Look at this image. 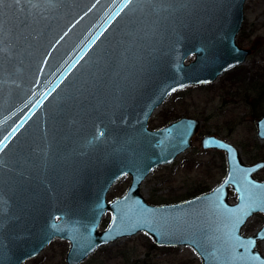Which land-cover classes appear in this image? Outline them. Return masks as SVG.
Returning <instances> with one entry per match:
<instances>
[{
  "label": "water",
  "instance_id": "1",
  "mask_svg": "<svg viewBox=\"0 0 264 264\" xmlns=\"http://www.w3.org/2000/svg\"><path fill=\"white\" fill-rule=\"evenodd\" d=\"M244 2L0 0V264H22L54 238L70 243L66 263L80 264L138 232L190 247L201 264H264V223L242 232L264 214V181L255 177L263 160L245 163L233 144L206 134L200 146L226 157L218 184L164 205L141 193L199 128L188 116L149 128L153 111L250 54L236 42ZM255 125L263 140L264 115ZM127 174L125 192L108 201Z\"/></svg>",
  "mask_w": 264,
  "mask_h": 264
},
{
  "label": "rangeland",
  "instance_id": "2",
  "mask_svg": "<svg viewBox=\"0 0 264 264\" xmlns=\"http://www.w3.org/2000/svg\"><path fill=\"white\" fill-rule=\"evenodd\" d=\"M236 42L250 49L242 64L225 71L214 82L175 91L153 111L149 128L162 127L182 116L196 118L199 128L189 149L170 164L156 167L143 180L141 193L149 204L189 199L223 179L227 170L225 154L217 149H203L199 143L203 135L226 139L238 148L245 163L264 161V139L258 138L255 125V119L264 115V0H245ZM255 176L264 180V168ZM130 179L128 174L118 179L110 188L107 200L121 196ZM230 200L235 201V194H231ZM110 219L111 213H105L98 228H106ZM263 223L264 214L256 213L242 232L252 234ZM69 247V241L54 238L38 255L22 264H67ZM257 247L264 253V241ZM80 264H201V261L190 247L159 246L150 236L138 232L99 247Z\"/></svg>",
  "mask_w": 264,
  "mask_h": 264
},
{
  "label": "snow or ice",
  "instance_id": "3",
  "mask_svg": "<svg viewBox=\"0 0 264 264\" xmlns=\"http://www.w3.org/2000/svg\"><path fill=\"white\" fill-rule=\"evenodd\" d=\"M17 3H19V0H16ZM132 0H125V6H127L128 3H131ZM0 151H2V148H0Z\"/></svg>",
  "mask_w": 264,
  "mask_h": 264
},
{
  "label": "trees",
  "instance_id": "4",
  "mask_svg": "<svg viewBox=\"0 0 264 264\" xmlns=\"http://www.w3.org/2000/svg\"><path fill=\"white\" fill-rule=\"evenodd\" d=\"M166 120H169V117L166 119ZM209 189H207V190H205V191H208ZM111 251H113L112 249H111Z\"/></svg>",
  "mask_w": 264,
  "mask_h": 264
},
{
  "label": "flooded vegetation",
  "instance_id": "5",
  "mask_svg": "<svg viewBox=\"0 0 264 264\" xmlns=\"http://www.w3.org/2000/svg\"><path fill=\"white\" fill-rule=\"evenodd\" d=\"M264 168V167H263ZM261 170V169H260ZM257 173V172H256ZM256 173H255V175H256ZM256 177V176H255ZM258 179V178H257ZM258 180H260V179H258ZM261 181H264V180H261Z\"/></svg>",
  "mask_w": 264,
  "mask_h": 264
}]
</instances>
